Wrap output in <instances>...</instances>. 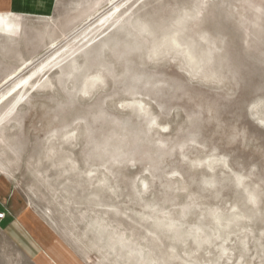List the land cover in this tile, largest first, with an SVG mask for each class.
Returning <instances> with one entry per match:
<instances>
[{
  "label": "rangeland",
  "instance_id": "374dc122",
  "mask_svg": "<svg viewBox=\"0 0 264 264\" xmlns=\"http://www.w3.org/2000/svg\"><path fill=\"white\" fill-rule=\"evenodd\" d=\"M95 2L0 33V264H264V0Z\"/></svg>",
  "mask_w": 264,
  "mask_h": 264
},
{
  "label": "crops",
  "instance_id": "0c3cea01",
  "mask_svg": "<svg viewBox=\"0 0 264 264\" xmlns=\"http://www.w3.org/2000/svg\"><path fill=\"white\" fill-rule=\"evenodd\" d=\"M70 1L72 0H0V11L21 14L24 17L51 18L59 11L61 5ZM81 1V9L90 8L92 0ZM17 202L11 181L6 174L1 173L0 213H5V219L0 223V228L21 243L31 255H35L42 246L35 239L24 217V210L20 212Z\"/></svg>",
  "mask_w": 264,
  "mask_h": 264
},
{
  "label": "bare ground",
  "instance_id": "6f19581e",
  "mask_svg": "<svg viewBox=\"0 0 264 264\" xmlns=\"http://www.w3.org/2000/svg\"><path fill=\"white\" fill-rule=\"evenodd\" d=\"M126 2V0H97V2L95 3V7L93 8V11L91 14L87 15V17L83 20L84 22H88L82 29H80L79 31L75 32L74 35H72L71 39H76L78 38L80 35L84 34V33H88V30L96 23H98V27H105L110 21L112 22V20L115 21H120L125 13H120V9L121 6ZM111 6L110 9H108L107 11L102 13V10L107 6ZM129 17V16H128ZM128 19V18H127ZM23 20H24V16H22L21 14H15V13H11V12H3L0 11V33L4 34L5 36H9V37H17L18 34H20L22 32L23 29ZM126 20V19H125ZM123 22V21H122ZM118 23V22H117ZM114 25V23L112 24ZM108 29L111 28L112 26L107 25ZM107 28V27H106ZM103 29V28H102ZM77 30V29H76ZM101 30V29H100ZM106 30V29H104ZM112 31V30H111ZM102 33V32H101ZM91 33H89L87 36H85L86 38L90 35ZM103 34V33H102ZM21 35V34H20ZM68 39V38H67ZM88 39V38H87ZM84 40V39H82ZM93 39H90L86 42L87 44H90ZM58 42L59 40H54L51 43L52 49H55V52H53L52 54H50V56H48L44 61H42V63H51V61L61 58V56L57 57L58 54H60L61 49L58 46ZM64 42V41H63ZM50 46V45H49ZM91 46V45H90ZM64 47V46H63ZM84 49V48H82ZM81 49V51H82ZM79 50V49H78ZM76 51V50H75ZM70 52V51H68ZM78 52V51H77ZM76 52V53H77ZM56 57V58H55ZM54 62V61H53ZM48 65V64H46ZM50 65V64H49ZM52 66V65H51ZM53 67V66H52ZM50 67H48L49 69ZM50 70V69H49ZM44 71V70H43ZM45 74V73H44ZM50 74V73H49ZM39 76V75H38ZM30 78V77H29ZM31 78H33V76H31ZM27 79V78H26ZM39 79V78H38ZM35 80V79H34ZM33 80V81H34ZM27 80H22L17 86H15V88L11 89L7 94H4L1 96L0 98V104L3 103L4 101H6L7 99H9L10 97H14V95H16L17 90H21L26 84H27ZM36 83V82H35ZM31 95V94H30ZM12 99V98H11ZM13 101V99H12ZM17 114V113H16ZM1 116V115H0ZM3 123V122H2ZM1 127V126H0ZM20 221V219H19ZM18 222V221H17Z\"/></svg>",
  "mask_w": 264,
  "mask_h": 264
},
{
  "label": "built area",
  "instance_id": "2783aa9c",
  "mask_svg": "<svg viewBox=\"0 0 264 264\" xmlns=\"http://www.w3.org/2000/svg\"><path fill=\"white\" fill-rule=\"evenodd\" d=\"M5 219V213H0V223Z\"/></svg>",
  "mask_w": 264,
  "mask_h": 264
}]
</instances>
